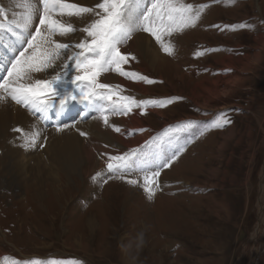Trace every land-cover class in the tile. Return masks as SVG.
Masks as SVG:
<instances>
[{
	"label": "rangeland",
	"instance_id": "obj_1",
	"mask_svg": "<svg viewBox=\"0 0 264 264\" xmlns=\"http://www.w3.org/2000/svg\"><path fill=\"white\" fill-rule=\"evenodd\" d=\"M8 1L6 7H0L5 14L21 11L22 0ZM184 2L202 12L194 27L162 36L171 46V54L163 51L151 33L138 30L131 36L150 38L155 51L166 60L167 72L159 69L158 61L148 60L141 48L135 52L121 49L128 57L126 72L147 76L153 83L123 76L130 81L127 86L105 80L104 73L98 77L119 95L137 101L177 99L163 107L154 105L161 114L153 113L148 104L143 111L134 107L132 113L140 114L149 136L135 147L113 139L91 162L139 149L146 142L155 150L153 141L159 143L166 132L187 121L203 124L223 114L230 123L206 131L194 126L181 133L184 150L160 171V187L151 201L143 189V172L116 179L107 172L105 162L85 176L78 167L56 171L53 178L39 182L31 181L30 176L17 179L21 171L10 169L12 156L6 151L11 141L17 143L10 147L17 146L25 130L14 126L23 131L11 129L15 139L0 140V264H67L73 260L128 264L122 252L125 246L132 264H264V0ZM36 4L42 7L38 0ZM38 23L36 17L34 24ZM241 24L245 27H239ZM9 38L11 33L4 30L1 41L7 43ZM175 66L181 75L176 74ZM141 89L150 93L143 96ZM207 89L220 93L215 98L207 96ZM74 103L60 106L56 112L77 106ZM202 103L208 106L202 107ZM83 112L80 106L67 110L60 115L68 119L58 124L49 121L51 114L45 121L37 118L49 129L66 121L80 127L91 122V112ZM116 127L110 129L113 138L123 132H116ZM48 137L39 135L30 149L35 154L31 163L39 154H48L43 151ZM173 146L161 144L160 151L169 152ZM85 165L89 167L88 162ZM97 172L101 175L96 176ZM127 179L138 183L130 185ZM141 230L144 244L137 253Z\"/></svg>",
	"mask_w": 264,
	"mask_h": 264
},
{
	"label": "snow or ice",
	"instance_id": "obj_2",
	"mask_svg": "<svg viewBox=\"0 0 264 264\" xmlns=\"http://www.w3.org/2000/svg\"><path fill=\"white\" fill-rule=\"evenodd\" d=\"M38 4L42 7L37 6L35 0H22V10L15 18L7 20V23L0 20V31L7 30L11 33L6 44L0 42V49H3L0 50V103H6L10 99L32 115L43 118L57 104L64 107L70 102L95 106L100 101H106L111 105V113L127 115L134 107L143 111L147 104L163 107L177 99L137 101L130 96L119 95L110 85L100 83L98 77L102 73L115 71L126 78L153 83L147 76L126 72L122 68V65L128 63V57L122 53L121 45L128 42L133 32L142 30L151 33L161 43L163 51L171 54L172 48L162 41V36L194 27L200 19L202 8L185 3L184 0H101L95 7H82L70 0H38ZM86 14L95 18L80 29L86 36L79 43H61L53 39L54 36L65 37L77 31L66 17L83 18ZM3 15V10H0V16ZM36 17L39 18L38 24H34ZM33 26L34 32L31 31ZM239 27L243 28L245 25L241 24ZM73 48L79 51L67 55ZM64 56L67 59L56 75L50 79L34 78L35 73L55 69L57 62ZM104 111V108H100L101 114ZM102 118L108 124V116ZM229 123L230 120L223 114L203 124L199 121L184 122L166 132L159 143L153 141L155 150L146 142L139 149L109 156L107 172L120 180L143 172V189L147 199L151 201L160 187L157 182L160 171L168 168L184 150V146L180 144V134L194 126L206 131L209 128H223ZM60 130L57 126V131ZM13 131L22 130L16 128ZM115 131L120 132L121 129L116 127ZM80 135L86 134L81 132ZM38 139L39 132L26 134L22 146L25 149L34 148ZM161 144L174 146L169 152H162ZM100 175L101 173H96V176ZM111 178L112 175L109 176ZM127 183L136 185L138 181L127 179ZM36 264L41 262L37 261ZM67 264L82 262L73 260Z\"/></svg>",
	"mask_w": 264,
	"mask_h": 264
},
{
	"label": "bare ground",
	"instance_id": "obj_3",
	"mask_svg": "<svg viewBox=\"0 0 264 264\" xmlns=\"http://www.w3.org/2000/svg\"><path fill=\"white\" fill-rule=\"evenodd\" d=\"M1 1L2 3L0 7H6L9 2L8 0H1ZM70 2L77 3L82 7H95L96 3H98L97 0H70ZM17 13L18 12L15 10H11V12L7 14H5V12L3 11L4 15L0 16V20L1 19L8 20L9 18L10 19L15 18ZM91 17H92L91 14H86L85 17L83 18L66 17L65 19L68 22L73 23L74 26L77 28V31L74 33H70L65 37L54 36L53 39L61 43H70V44L78 43L79 39H83L86 36V33H83L82 31H80V29H82L84 26L89 24L88 21L91 19ZM139 48H141L140 50H142V52L148 57V60L150 59V61L153 64H156V62L158 61V64H160L161 66L159 69H162L164 72H167L165 71L168 69L166 60L161 54L155 51L156 48L151 43L150 38L145 37L144 35L135 34L133 38L129 39L126 44L121 45V49L124 50V52H128V51L135 52ZM73 51H79V50L73 48L67 53V55H71ZM66 59L67 56H64L60 61H58L57 62L58 66L55 69H49L46 73H35L34 78L50 79L51 78L50 76H54L56 75L57 72L62 70L63 62ZM122 68L126 71L124 65H122ZM175 69H177L176 70L177 75L182 74V71L179 69V67L175 66ZM103 77L105 80L110 82L117 80L121 84L124 83L127 86L130 84L129 80L126 81L123 76H121L118 72L115 71H109L107 74L104 73ZM160 78H162V76ZM138 83L140 85V81ZM140 91L143 90L141 89ZM229 91L227 93H229ZM149 93L150 92L148 91H143L142 95L145 96ZM219 93H220L219 91L208 90L207 96H213L215 98ZM74 104L77 106L69 105L67 106V108H64V110L60 112H56L59 110L60 107L57 104L53 109L50 110L53 112L50 113L49 111L48 113H46V117H43L41 119L42 121H45L47 117L48 118L50 117L51 114L52 116L51 119H49V121L58 124L62 119H68L69 117L67 115L62 117L61 115L63 113H65L67 110H69V112L75 111L80 106L83 108L84 112L87 111L91 112L89 114L90 115L89 120L91 122L87 124H81L80 127H76L77 126L76 122L74 124L72 123L70 124L67 123L69 121H66L62 124H59L61 130L57 131V129L46 128V124L43 125L42 121L38 119L37 116L32 115L26 108L15 104V102L11 101L10 99L6 103H0V140H2V142H3V138L9 140L10 138L12 140L15 139L14 135L12 134L13 132L11 133V129H13L14 126L23 127V129L25 130V132H23L25 133L24 136L26 134L30 135L33 132H39V135L41 134L42 137L45 135H49L46 141L47 149L43 150L44 152H47L49 155L47 153L46 156H43L44 155L43 153L39 154L37 159L33 161L34 164L30 162V160L33 159L32 156L35 155V154L32 155V150H30L32 148H29L27 149L28 151H25L22 146L24 142V136L22 138L21 136L20 137L17 136L19 139L20 138L21 139L17 144V146L13 148L10 146L16 144L17 140L9 142V150L6 152L12 156V162H10L11 163L10 169H12L13 167H18L21 171V173L16 176L17 179L20 177L21 180V177L23 178L26 176H30L29 179L31 181L33 180L39 182V181L48 180L49 178H53L54 173L56 171H62L66 169L77 170L78 167H79V173L82 176H85L86 174L91 172L95 167L103 165V162H105V164L107 163L109 156L101 157L98 162L93 163L91 161L95 160L94 156L99 152L98 150L105 151L106 150L105 146L107 144L114 143L115 140L113 139L120 138L124 143L128 144V146L135 147L138 143L140 144L142 140H144L147 136H149L145 130L140 131L141 129H143L142 126H144L145 124L142 121L140 114L138 112H134V113L130 112L127 115L113 114L109 110L111 108L110 103L106 101H100L95 106H91V105L85 106L84 104H80L78 102H75ZM200 105L202 107L208 106L206 103H202ZM148 106H150L149 108L150 110H152L153 113L161 114L160 111L155 110L153 104H148ZM92 107H96V108H92ZM100 108L105 109L103 114H101ZM103 116H108L109 119L108 124L104 123V120L102 118ZM65 125H67V127H65ZM114 126H118L121 130L123 129V132L119 133V135H114L113 138L112 137L113 134L112 133L110 134L111 131L110 129L113 128ZM23 129L21 130L23 131ZM82 130L86 135L80 136V132ZM99 134L101 136L100 138L98 137ZM104 144L105 146L103 148ZM87 162L89 163V167L87 166L86 168L85 164H87ZM26 164H30V165L26 167L25 166ZM19 169H15V171Z\"/></svg>",
	"mask_w": 264,
	"mask_h": 264
},
{
	"label": "clouds",
	"instance_id": "obj_4",
	"mask_svg": "<svg viewBox=\"0 0 264 264\" xmlns=\"http://www.w3.org/2000/svg\"><path fill=\"white\" fill-rule=\"evenodd\" d=\"M144 232L143 230H141L140 232H138L137 234V245H136V251L138 253L139 249H141L143 247V244H144ZM122 252L125 254V259L126 261H128V264H132V261L129 260V256H128V249H127V246H125L123 249H122ZM134 259V257L132 258Z\"/></svg>",
	"mask_w": 264,
	"mask_h": 264
}]
</instances>
